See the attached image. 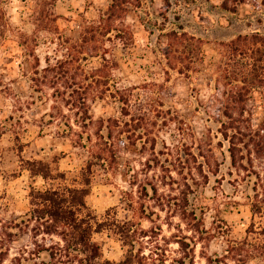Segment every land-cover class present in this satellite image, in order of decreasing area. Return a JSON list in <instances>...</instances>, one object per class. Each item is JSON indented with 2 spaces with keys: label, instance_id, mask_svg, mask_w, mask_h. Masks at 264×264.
<instances>
[{
  "label": "rangeland",
  "instance_id": "1",
  "mask_svg": "<svg viewBox=\"0 0 264 264\" xmlns=\"http://www.w3.org/2000/svg\"><path fill=\"white\" fill-rule=\"evenodd\" d=\"M222 4L127 0L114 20L130 34L121 32L123 41L109 34L105 41L118 61L109 87L85 80L86 89L93 82L103 92L87 96L84 105L80 89L72 107L70 97L47 85L54 73L44 68L87 55L73 66L62 63L65 72L71 65L68 78L84 80L83 68L86 74L100 66V58L87 54L82 34L90 21L106 17L111 0H0V23L7 27L0 47V264H54L40 249L63 243L56 235L36 237L35 221H24L31 186L64 184L32 176L33 160L55 161L51 166L66 172L68 183L90 165L87 202L99 220L140 225L148 234L141 238L145 254L164 252L167 264L180 258L185 264H264V96L248 101L254 116L241 140L251 143L234 164L220 123L203 112L215 103V74L200 70L193 41L186 57L197 60L190 63L196 70L174 58L172 69L164 54L173 30L203 40L206 64L214 62L219 42L264 32V6L251 0L237 7L230 2L227 9ZM78 64L82 69L75 70ZM128 95L130 102L123 103ZM114 230L93 239L103 259L119 264L126 248ZM187 236L190 247L176 242Z\"/></svg>",
  "mask_w": 264,
  "mask_h": 264
},
{
  "label": "trees",
  "instance_id": "2",
  "mask_svg": "<svg viewBox=\"0 0 264 264\" xmlns=\"http://www.w3.org/2000/svg\"><path fill=\"white\" fill-rule=\"evenodd\" d=\"M253 5L257 8L264 6V0H251ZM127 0H111V5L102 18L100 24L90 21V25L85 28L82 34L83 43H87V54L92 57L100 58V66L95 71L91 69L90 72L85 73V68L82 69L80 64L75 66V70L82 69L84 72L83 79L78 80V75L73 74L68 78L65 73H70L71 65L74 62H80L87 59V55L69 60H58L60 64L48 65L44 71L54 73L53 78L47 82V85L54 89V93L68 96L66 103L72 107H77V100H71L73 93L85 91L84 97L79 98L86 105L90 94L94 98L98 97L103 90H96L93 82L99 86L109 87V78L112 70L118 66V61L115 56L106 47L105 41L111 40L109 34L114 33V37L123 41L124 34L129 35L130 32L123 26L117 27L114 20L117 9H124L122 6ZM232 2L234 7L245 3L246 0H223V6L227 9L228 4ZM7 27L0 23V47L6 41ZM124 32V34H121ZM89 35V36H88ZM168 38V50L164 52L168 59V66L176 69L173 58L182 63H186L184 68L186 70H196L191 68L193 61H199L204 71H209L215 74V82L213 85V98L215 103L208 104L204 107L203 112L208 118H213L214 121L220 123L219 132L224 139L228 140L230 157L233 163H237L238 152L243 148H249L250 140H241L244 135H248L244 130V125L247 123L250 128L253 120V110L248 106V101L256 94L264 96V32L256 31L246 35H239L229 41L219 42L217 46V55L212 64H206L204 51L202 48L203 40L189 35L187 32L171 31L166 34ZM197 46V54L193 60V56H187L190 53L192 43ZM19 45L34 51L28 42L18 40ZM124 45H127L124 42ZM179 46L184 48L179 51ZM31 47V48H30ZM188 48V49H187ZM187 49V50H185ZM180 52L181 56H171L172 53ZM184 53V55H182ZM198 55V57H196ZM186 59H191L186 62ZM62 63L71 64L65 72ZM72 65V66H73ZM178 71L183 73V68ZM48 77V76H46ZM92 79L93 82L87 84L90 89L84 87V81ZM47 81V80H45ZM44 83V82H43ZM64 90H61V88ZM130 95L122 96L123 103H129ZM72 101V102H71ZM126 115H129L126 114ZM251 130V129H249ZM241 135V137H238ZM243 136V137H242ZM241 143H244L241 147ZM259 145V143H258ZM55 161L49 162L44 160H33L30 165V172L32 176H40L46 181L61 180L64 184L59 186H46L45 188L30 187L28 195L29 204L31 208L27 214V219L24 220L27 224L35 221L34 231L36 237L41 234L56 235L61 242H56L49 248L39 247L40 251L49 252V257L54 264H117L109 259H103L100 251V246L93 239L94 233H102L105 229H115V233L119 235L122 241V246L126 248L124 260L119 264H167L166 254L157 253L153 251L145 254L144 243L141 238L147 236V231H144L140 225L135 224L132 220L124 223H118L117 220H99L94 210L89 207L87 197L90 195V186L92 183V172H90V165L83 168L72 179L71 183L67 182L66 172H62L60 167H52L51 164ZM155 193L157 189L154 187ZM154 213V212H153ZM182 217L187 219L186 209L183 208ZM111 221V223L109 222ZM109 222V223H108ZM139 226V227H138ZM196 226H194V229ZM198 230V228H196ZM190 240V237L183 239L177 238L182 247L187 244L185 240ZM185 247V246H184ZM186 247H190V244ZM186 250L188 253L193 252ZM170 264H185L184 258L175 259Z\"/></svg>",
  "mask_w": 264,
  "mask_h": 264
}]
</instances>
